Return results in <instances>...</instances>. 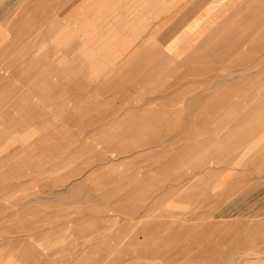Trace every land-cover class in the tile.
Returning <instances> with one entry per match:
<instances>
[{
  "label": "rangeland",
  "instance_id": "rangeland-1",
  "mask_svg": "<svg viewBox=\"0 0 264 264\" xmlns=\"http://www.w3.org/2000/svg\"><path fill=\"white\" fill-rule=\"evenodd\" d=\"M93 3L0 28V264H264V44L183 90Z\"/></svg>",
  "mask_w": 264,
  "mask_h": 264
},
{
  "label": "crops",
  "instance_id": "crops-1",
  "mask_svg": "<svg viewBox=\"0 0 264 264\" xmlns=\"http://www.w3.org/2000/svg\"><path fill=\"white\" fill-rule=\"evenodd\" d=\"M48 2L0 0V28L57 26L47 24L48 11L56 12V22L65 21V11L69 12L65 16H69L70 21L78 17V0H71L66 8H63V0ZM113 3L114 8L112 0H102L101 14H95L101 7L95 3L93 7L89 6L88 11L94 17L102 15L103 35L108 33L106 42L111 37L110 31H106L112 26L111 12L117 11L115 20L120 31L119 44L145 42L154 45L158 50L156 54L168 60L169 66L182 68L175 75L183 77V82L178 84L183 90L190 86L189 80L184 81L185 76L190 75V61L208 57L207 54H201V50H212L204 46L213 42V33L219 37L216 42L220 44L218 50L223 60L234 58L244 45L248 53H254L256 44H264V0H113ZM212 28L217 31L213 32ZM196 49L200 50L197 57ZM8 57L7 54L6 59ZM152 90L157 91V87ZM127 91L132 92L134 89Z\"/></svg>",
  "mask_w": 264,
  "mask_h": 264
}]
</instances>
